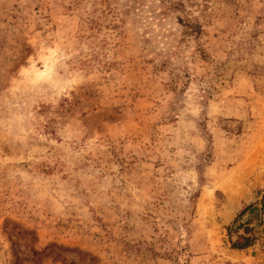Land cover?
<instances>
[{
    "label": "rangeland",
    "instance_id": "374dc122",
    "mask_svg": "<svg viewBox=\"0 0 264 264\" xmlns=\"http://www.w3.org/2000/svg\"><path fill=\"white\" fill-rule=\"evenodd\" d=\"M263 197L264 0H0V264H264Z\"/></svg>",
    "mask_w": 264,
    "mask_h": 264
},
{
    "label": "trees",
    "instance_id": "16d2710c",
    "mask_svg": "<svg viewBox=\"0 0 264 264\" xmlns=\"http://www.w3.org/2000/svg\"><path fill=\"white\" fill-rule=\"evenodd\" d=\"M262 209L264 210V197H263V202H262ZM245 230H247L246 232H248L249 228H245ZM252 240H253V237H250L246 234H236V238L235 240L231 242V245L232 247H235V248H244L250 245Z\"/></svg>",
    "mask_w": 264,
    "mask_h": 264
}]
</instances>
